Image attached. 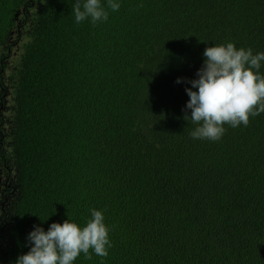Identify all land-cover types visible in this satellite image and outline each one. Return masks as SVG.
Wrapping results in <instances>:
<instances>
[{"label":"trees","instance_id":"obj_1","mask_svg":"<svg viewBox=\"0 0 264 264\" xmlns=\"http://www.w3.org/2000/svg\"><path fill=\"white\" fill-rule=\"evenodd\" d=\"M77 2L0 0V148L8 138L16 185L0 182V264L30 250L34 226L82 228L93 209L112 246L73 264H264V113L216 141L183 118L206 47L264 52V0H101L95 24L76 22Z\"/></svg>","mask_w":264,"mask_h":264},{"label":"clouds","instance_id":"obj_2","mask_svg":"<svg viewBox=\"0 0 264 264\" xmlns=\"http://www.w3.org/2000/svg\"><path fill=\"white\" fill-rule=\"evenodd\" d=\"M107 7L118 11L120 4L107 0ZM73 11L77 23L89 17L93 24L108 19L101 0H85L82 6L77 2ZM203 56L198 78L188 81L191 87L185 89L189 97L185 107L191 114L183 118L197 125L190 133L192 138L216 141L225 133V124L246 127L250 116L264 113V75L260 73L264 52L253 54L251 48L237 49L229 42L206 47ZM176 82L181 83V78ZM91 217L82 228L69 220L53 222L47 231L34 226L27 237L32 246L15 264H73L81 253L90 260V249L106 257L112 246L109 229L101 211L91 210Z\"/></svg>","mask_w":264,"mask_h":264},{"label":"rangeland","instance_id":"obj_3","mask_svg":"<svg viewBox=\"0 0 264 264\" xmlns=\"http://www.w3.org/2000/svg\"><path fill=\"white\" fill-rule=\"evenodd\" d=\"M15 39L16 37H12L11 38V42H15ZM29 39V37L27 35L25 36H22V38L20 39L17 47L12 43V52L15 56H17L21 50H22V45L25 41H27ZM6 88V87H5ZM5 90V97H6V100H5V108L9 107L11 105V102H12V95H11V91L10 89L8 90L7 88L4 89ZM8 112L2 110L0 111V114L3 115V116H6ZM3 130H4V125H2L1 127ZM0 151L3 152V154L6 155V157L8 158V161H6V164L7 166L10 168V171H11V174L9 176V180L7 181L5 178L7 177V173L5 171H1L0 172V181L2 184H4L5 182L8 183L9 187L12 186L14 188V190L16 189V185H15V166H14V163H13V160H12V153H11V146L10 144L8 143V138L5 137V143L3 144V146L0 148ZM0 167L3 169V162H0ZM2 197V195L0 196ZM1 200V199H0ZM10 200H11V197L9 198V202L7 203V205L5 206V209L2 208L3 210V215H5V211H9V208H10ZM1 212H0V221H1ZM7 216V215H6ZM5 216V217H6ZM0 226H1V223H0ZM1 250L0 251H3L6 249V244L3 243L1 246H0ZM3 264V263H1Z\"/></svg>","mask_w":264,"mask_h":264},{"label":"flooded vegetation","instance_id":"obj_4","mask_svg":"<svg viewBox=\"0 0 264 264\" xmlns=\"http://www.w3.org/2000/svg\"><path fill=\"white\" fill-rule=\"evenodd\" d=\"M17 35H19L18 32H17ZM12 37H13V33L10 36V40H11ZM0 99H4V101L6 100L5 91L3 90L1 85H0ZM1 109H2V107L0 106V110ZM1 171H5L7 173V177L5 179L8 181L9 180V176L11 174V171H10V168L7 166L6 162L3 163V169L0 167V172ZM0 185H1V183H0ZM2 185H4V187H6V188L9 187L8 183H6V182L4 184H2ZM10 188H12V186H10ZM12 190H13V188H12ZM7 203H8V198H7L6 195H4L3 199L0 201V209H2V207L5 206Z\"/></svg>","mask_w":264,"mask_h":264}]
</instances>
